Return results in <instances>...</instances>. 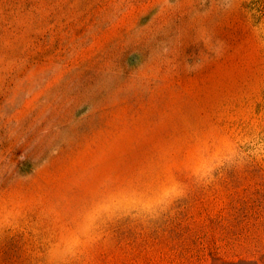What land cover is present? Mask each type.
<instances>
[{
	"label": "rangeland",
	"instance_id": "obj_1",
	"mask_svg": "<svg viewBox=\"0 0 264 264\" xmlns=\"http://www.w3.org/2000/svg\"><path fill=\"white\" fill-rule=\"evenodd\" d=\"M0 264H264V0H0Z\"/></svg>",
	"mask_w": 264,
	"mask_h": 264
}]
</instances>
